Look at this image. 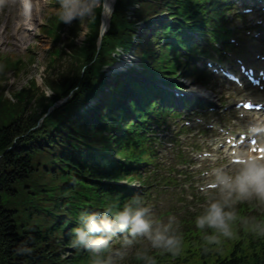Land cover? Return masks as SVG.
<instances>
[{"label":"trees","instance_id":"1","mask_svg":"<svg viewBox=\"0 0 264 264\" xmlns=\"http://www.w3.org/2000/svg\"><path fill=\"white\" fill-rule=\"evenodd\" d=\"M1 100L0 105L11 106L9 100ZM14 122L12 125L0 123V264H73L63 259L53 247V231L41 229L32 221L37 211L31 208L30 201L35 199L36 191L28 186L36 174L34 156L38 152L39 156L48 150H58L61 144L53 143V147L37 144L25 148L19 139L28 131L27 126L20 120ZM93 129L84 127L82 131L89 134ZM74 149L78 150L79 146ZM60 162L66 169L76 170L83 176L90 173V186L97 193H104V182L110 178L100 174V169L93 162H89L85 169L65 158H61ZM66 213L70 214V209ZM257 264H264V259Z\"/></svg>","mask_w":264,"mask_h":264},{"label":"clouds","instance_id":"2","mask_svg":"<svg viewBox=\"0 0 264 264\" xmlns=\"http://www.w3.org/2000/svg\"><path fill=\"white\" fill-rule=\"evenodd\" d=\"M83 11L76 0H62L61 19L71 21L75 16L82 15ZM243 167L233 177L228 173L218 172V186L222 185L228 190V196L232 192L238 193L239 198H245L248 195L255 194L264 199V156L259 158H249L242 162ZM225 203L220 201L211 202L205 212L196 218L198 227H212L222 232L225 236H231V227L229 221L234 218L235 213L225 209ZM111 211V209H108ZM147 207H133L131 203L125 205L122 211L115 213V221L102 218L98 221L99 213H93L82 217L84 226L77 227L73 231L77 234L73 240V246L83 244L93 250L107 248L109 240L106 236H94L95 233H111L127 229L133 236L147 234L153 242L154 247L174 248L179 239L176 236L168 234L167 226L164 230L157 229L153 234V221L148 217ZM209 240H217L218 237L211 235ZM111 264V262H107ZM148 264H154L151 259Z\"/></svg>","mask_w":264,"mask_h":264},{"label":"rangeland","instance_id":"3","mask_svg":"<svg viewBox=\"0 0 264 264\" xmlns=\"http://www.w3.org/2000/svg\"><path fill=\"white\" fill-rule=\"evenodd\" d=\"M76 2L80 4L83 14L75 16V18L71 21H64L61 19L62 3L60 7L58 6L57 8L50 5L44 8V12H46V20L61 30V34H63L61 38L59 34H55L53 39H49L46 35L38 37L37 25H34L36 22H33L34 24L31 26L32 24H29L28 21V25L25 26V31H21V33L16 35L12 32L5 33L3 38L0 40V51L7 55H21L29 51L28 54L30 60H32V62H28L22 70L6 74L7 82L3 84V86L6 87V97H11L10 95L19 93L22 89L31 86L32 81L35 82L34 76L37 72L43 73L44 77L49 75L50 78H57L58 69L51 68V70L46 72V68L51 63V58L54 60V58L51 57V54L57 48L63 49L68 38L73 36L71 34V32H74L73 29H75V27L82 28L84 25L83 22H85L83 19L86 11L87 0H76ZM54 37L60 39L54 40ZM56 65L66 66L67 63L64 61L61 62L60 60V62ZM45 90L47 92L48 88H46L45 85H42L41 88L38 89L36 95H41V93H44ZM44 103H47L46 100ZM33 106H35V103H33L30 107ZM40 107L43 106L40 105L38 108Z\"/></svg>","mask_w":264,"mask_h":264},{"label":"bare ground","instance_id":"4","mask_svg":"<svg viewBox=\"0 0 264 264\" xmlns=\"http://www.w3.org/2000/svg\"><path fill=\"white\" fill-rule=\"evenodd\" d=\"M113 1L114 0H109V3H108V5L106 6V11H105V16H104V20L106 21V20H108V18H109V15H110V8H111V6H112V4H113ZM109 8V9H108Z\"/></svg>","mask_w":264,"mask_h":264}]
</instances>
